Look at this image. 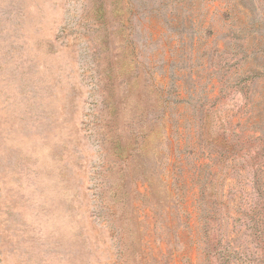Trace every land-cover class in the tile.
Segmentation results:
<instances>
[{"label": "rangeland", "instance_id": "374dc122", "mask_svg": "<svg viewBox=\"0 0 264 264\" xmlns=\"http://www.w3.org/2000/svg\"><path fill=\"white\" fill-rule=\"evenodd\" d=\"M0 264H264V0H0Z\"/></svg>", "mask_w": 264, "mask_h": 264}]
</instances>
